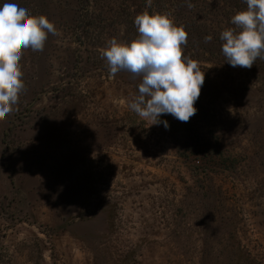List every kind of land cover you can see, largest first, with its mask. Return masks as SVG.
<instances>
[{"label":"rangeland","instance_id":"1","mask_svg":"<svg viewBox=\"0 0 264 264\" xmlns=\"http://www.w3.org/2000/svg\"><path fill=\"white\" fill-rule=\"evenodd\" d=\"M21 2L57 34L22 50L0 118V264H264V59L234 68L220 40L244 0ZM144 12L183 26L204 72L196 114L167 130L127 106L142 77L102 55Z\"/></svg>","mask_w":264,"mask_h":264},{"label":"clouds","instance_id":"2","mask_svg":"<svg viewBox=\"0 0 264 264\" xmlns=\"http://www.w3.org/2000/svg\"><path fill=\"white\" fill-rule=\"evenodd\" d=\"M244 2L246 10L232 16L235 27L222 31L220 40L226 63L250 69L258 58L264 59V0ZM134 25L136 39L126 44L112 39L102 53L111 76L126 70L142 77L128 108L150 121L149 127L163 124L167 130L163 115L188 122L197 112L194 104L204 72L197 61L183 55L187 33L167 14L144 12L135 17ZM48 34L57 33L46 17L34 16L21 0H0V118L11 113L24 88L22 50L42 51Z\"/></svg>","mask_w":264,"mask_h":264}]
</instances>
